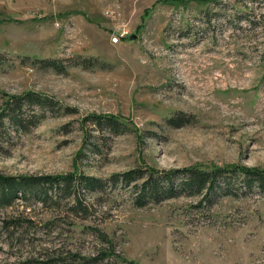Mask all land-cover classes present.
<instances>
[{
  "label": "rangeland",
  "instance_id": "1",
  "mask_svg": "<svg viewBox=\"0 0 264 264\" xmlns=\"http://www.w3.org/2000/svg\"><path fill=\"white\" fill-rule=\"evenodd\" d=\"M0 53V108L27 90L70 108L10 124L0 172L264 168V0H0ZM91 112L127 127L99 135ZM179 114L191 120L169 121ZM80 192L87 210L67 197L0 205V264H264L261 189L208 205L138 204L122 182Z\"/></svg>",
  "mask_w": 264,
  "mask_h": 264
},
{
  "label": "trees",
  "instance_id": "2",
  "mask_svg": "<svg viewBox=\"0 0 264 264\" xmlns=\"http://www.w3.org/2000/svg\"><path fill=\"white\" fill-rule=\"evenodd\" d=\"M2 55L0 53V62L3 61ZM44 61L47 65L63 70L64 65L59 59L46 58ZM59 103L55 96L37 90L12 94L0 108V134L8 133L10 124L14 128L26 130L37 124L47 111L61 107L70 109L67 105L60 104V107ZM86 117L94 122L93 128H97L99 135H104L106 131L118 133L127 127L125 121L113 113L91 112ZM168 119L174 124L191 120L182 114ZM108 182L129 185L133 199L138 204L180 194H199L196 203L208 205L220 195H238L253 189L264 191V168L238 163L213 166L191 164L163 169L145 165L113 172L107 178L77 171L0 172V205L12 204L17 198L27 200L32 197L43 203H59L63 197H67L71 199L70 207L76 211L87 210L88 204L81 197V188L100 190Z\"/></svg>",
  "mask_w": 264,
  "mask_h": 264
},
{
  "label": "built area",
  "instance_id": "3",
  "mask_svg": "<svg viewBox=\"0 0 264 264\" xmlns=\"http://www.w3.org/2000/svg\"><path fill=\"white\" fill-rule=\"evenodd\" d=\"M119 38H120V35H117V34L112 35V39L114 41H117Z\"/></svg>",
  "mask_w": 264,
  "mask_h": 264
}]
</instances>
